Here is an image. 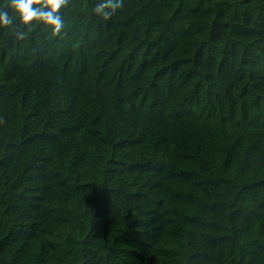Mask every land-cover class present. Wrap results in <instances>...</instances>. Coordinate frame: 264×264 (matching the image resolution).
<instances>
[{"label":"trees","instance_id":"16d2710c","mask_svg":"<svg viewBox=\"0 0 264 264\" xmlns=\"http://www.w3.org/2000/svg\"><path fill=\"white\" fill-rule=\"evenodd\" d=\"M98 2L0 26V264H264V0Z\"/></svg>","mask_w":264,"mask_h":264},{"label":"clouds","instance_id":"9594fccd","mask_svg":"<svg viewBox=\"0 0 264 264\" xmlns=\"http://www.w3.org/2000/svg\"><path fill=\"white\" fill-rule=\"evenodd\" d=\"M66 3L67 0H7L6 5L0 7V26L18 23L27 27L36 22L47 28L52 36H59L64 27L60 10ZM121 6L122 0H99L91 11L93 15L107 20ZM15 35L23 39L24 32L17 29Z\"/></svg>","mask_w":264,"mask_h":264}]
</instances>
